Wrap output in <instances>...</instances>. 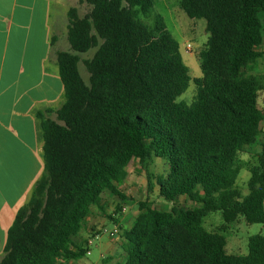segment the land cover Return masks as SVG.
<instances>
[{
	"label": "trees",
	"instance_id": "1",
	"mask_svg": "<svg viewBox=\"0 0 264 264\" xmlns=\"http://www.w3.org/2000/svg\"><path fill=\"white\" fill-rule=\"evenodd\" d=\"M81 3L91 11L84 17L77 8L69 11L73 52L57 54L65 102L57 120L41 125L45 171L16 214L0 264H61L86 256L87 239L81 248L74 238L93 207L105 210L107 192L125 200L120 177L133 157L144 170L153 159L164 160L160 196L174 202L183 195L196 206L167 211L139 202L125 232L123 264H264L262 234L249 238L246 256L226 250L230 226L242 219L264 224V144L249 168L248 194L237 185L241 155L256 144L264 122V86L252 74L264 60V0H181L189 18L206 21L209 35L191 105L178 102L192 81L178 41L161 15L152 28L144 22L155 0ZM91 49H97L94 57L82 59ZM211 213L222 216L219 232L205 228Z\"/></svg>",
	"mask_w": 264,
	"mask_h": 264
},
{
	"label": "crops",
	"instance_id": "2",
	"mask_svg": "<svg viewBox=\"0 0 264 264\" xmlns=\"http://www.w3.org/2000/svg\"><path fill=\"white\" fill-rule=\"evenodd\" d=\"M79 3L0 0V261L16 214L31 200L45 171L41 125L48 118L57 120L56 112L65 102L57 54L73 52L68 40L69 11ZM95 208L74 238L78 247H85L91 231L112 223ZM111 241L103 245L102 264H123L126 254L122 259L109 258L120 257L127 246ZM226 250L229 253L228 243ZM90 255L61 264H101L87 260Z\"/></svg>",
	"mask_w": 264,
	"mask_h": 264
},
{
	"label": "rangeland",
	"instance_id": "3",
	"mask_svg": "<svg viewBox=\"0 0 264 264\" xmlns=\"http://www.w3.org/2000/svg\"><path fill=\"white\" fill-rule=\"evenodd\" d=\"M181 0H155L153 14L150 18L144 19V22L151 28L154 26L155 16L161 15L167 25L168 30L173 37L178 41L181 53L185 64L189 67L192 81L189 88L179 97L178 102H184L191 105L196 96V85L194 79L201 78L203 72L201 69L200 52L204 49L208 41V33L206 31V21L189 18L180 7ZM80 17H84L91 11V6L86 3H79L77 5ZM264 17V14H263ZM264 21V18H263ZM188 45L191 49L188 50ZM261 50L264 51V46ZM97 49H91L89 52L82 55V59H92ZM79 69L84 81L89 84L90 74L87 72L84 64H79ZM257 75L264 86V60L254 65L252 72ZM259 107L264 113V89L259 93ZM262 125V132L258 137L256 144L248 148L245 154L241 155L244 170L241 172L237 185L244 195L248 194V181L250 179L249 168L258 163V156L262 153L264 144V122ZM168 171L167 163L155 158L149 164L146 170L141 166L140 159L133 157L126 167L125 173L120 177V190L125 195V200L113 196L107 192L104 196L103 213L107 216L114 217L118 222H113L108 218L109 222L114 223L120 229V235L117 238L119 241L111 239L112 243H122L120 245L127 246L125 239V232L130 230L139 215V202H149L158 210L171 211L173 206H180L186 208L195 207L196 204L190 201L186 196H179L174 202H169L160 196L157 178L161 175H166ZM149 181L152 182L153 188L149 186ZM103 202V203H104ZM96 209L95 207H93ZM102 214V215H104ZM106 217V216H105ZM108 223L109 230L113 229L114 225ZM224 225V221L220 213H211L205 218V228L210 232H219ZM264 235V224H247L244 220H239L237 223L229 227L226 234L228 251L234 255H247L249 238L253 235ZM109 241L108 236H104L99 242L92 247V254L87 257V260L102 262V255L104 254L103 245ZM126 254L122 253L120 257L110 256L111 260L118 258L122 259Z\"/></svg>",
	"mask_w": 264,
	"mask_h": 264
},
{
	"label": "built area",
	"instance_id": "4",
	"mask_svg": "<svg viewBox=\"0 0 264 264\" xmlns=\"http://www.w3.org/2000/svg\"><path fill=\"white\" fill-rule=\"evenodd\" d=\"M191 49V46L188 45V50ZM120 235V229L117 225L113 229L109 230L106 227H103L98 230L91 231L87 238V254H91L92 247L99 242L104 236H108L111 239H117Z\"/></svg>",
	"mask_w": 264,
	"mask_h": 264
}]
</instances>
